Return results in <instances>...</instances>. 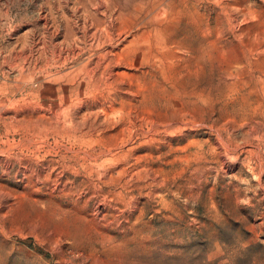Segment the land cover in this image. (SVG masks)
Returning a JSON list of instances; mask_svg holds the SVG:
<instances>
[{
  "label": "rangeland",
  "instance_id": "rangeland-1",
  "mask_svg": "<svg viewBox=\"0 0 264 264\" xmlns=\"http://www.w3.org/2000/svg\"><path fill=\"white\" fill-rule=\"evenodd\" d=\"M263 85L264 0H0V264H264Z\"/></svg>",
  "mask_w": 264,
  "mask_h": 264
},
{
  "label": "bare ground",
  "instance_id": "bare-ground-1",
  "mask_svg": "<svg viewBox=\"0 0 264 264\" xmlns=\"http://www.w3.org/2000/svg\"><path fill=\"white\" fill-rule=\"evenodd\" d=\"M63 48V47H62ZM61 48V50H63ZM74 52V51H73ZM56 54V53H55ZM58 54H59V52H58ZM61 54H63V53H61ZM60 54V55H61ZM57 55V54H56ZM59 55V56H60ZM55 56V55H54ZM58 56V55H57ZM61 58V57H60ZM55 59H56V57H55ZM65 59V58H64ZM57 60V59H56ZM70 60V59H69ZM60 61V60H59ZM64 62H65V60H64ZM63 62V63H64ZM93 62V61H92ZM105 62V61H104ZM99 67V66H98ZM261 90H263L264 89V85L263 86H261V88H260ZM224 90L227 92V93H234V91H237L236 90V86H235V84H229V85H224ZM61 110V109H60ZM239 111L240 110H237V113L234 115V119H238V120H240L239 121V123L241 122H243L242 123V125H246V131H244L243 132V140H244V142H245V144H249V141L250 140H254L255 142L257 141V143H259V144H261L262 142H263V140H264V122L263 121H254L253 119L254 118H256L257 116L259 117V118H263V120H264V105H259V106H256V107H254V108H252V109H250L248 112H247V114H239ZM59 113V112H58ZM62 115V114H61ZM233 116V115H232ZM245 117H247V118H245ZM60 118H61V116H60ZM57 120V117H56V119H55V121ZM70 120V119H69ZM37 121V120H36ZM34 122V121H33ZM58 121H56L55 122V124L57 123ZM41 123V122H40ZM52 123H54V122H52ZM59 123H61V122H59ZM38 124V123H37ZM50 125H51V122L49 123ZM70 124V123H69ZM73 124V123H72ZM75 124H77V123H75ZM33 125H34V123H33ZM32 125V126H33ZM60 125V124H59ZM242 125H240V126H242ZM45 126V125H44ZM44 126H43V128H44ZM57 126V125H56ZM63 125H61V127H62ZM46 127V126H45ZM76 127V126H75ZM85 127V126H84ZM89 127V126H88ZM244 127V126H243ZM36 128V127H35ZM66 128H68V127H66ZM51 129V128H50ZM60 129V128H59ZM58 129V130H59ZM62 129V128H61ZM71 129H73V128H71ZM82 129H84V128H82ZM40 130V129H39ZM69 130H70V125H69ZM42 131H44V130H42ZM48 131V130H47ZM46 131V132H47ZM65 131H66V129H65ZM83 131V130H82ZM228 131V130H227ZM231 131V130H230ZM235 131V130H234ZM54 132V131H53ZM56 132H57V130H56ZM55 132V133H56ZM72 132H74L73 130H71V131H66L65 132V134L66 135H68L69 137H72L71 136V133ZM41 133V132H40ZM52 133V132H51ZM83 133V132H82ZM85 133V132H84ZM60 134V133H59ZM58 134V135H59ZM63 135H64V133H63ZM79 135V134H78ZM56 136H57V134H56ZM74 136V135H73ZM84 136V135H83ZM64 137V136H63ZM78 138V137H77ZM218 138V137H217ZM73 139V138H72ZM75 139V138H74ZM83 139V138H82ZM66 140V139H65ZM84 140V139H83ZM220 140V139H219ZM72 141V140H71ZM223 142V141H222ZM224 143V142H223ZM220 144V143H219ZM257 147H255L256 149H258L259 150V146H258V144L256 145ZM256 151V150H255ZM254 150H251V151H249V154H251L252 155V157L254 156V157H256V158H258L259 159V153H257V152H255ZM228 153V152H227ZM263 154V153H262ZM261 155V154H260ZM94 160V159H93ZM103 207V206H102Z\"/></svg>",
  "mask_w": 264,
  "mask_h": 264
}]
</instances>
